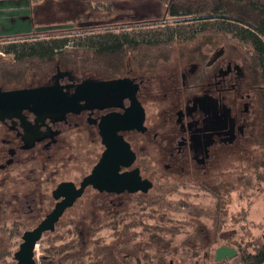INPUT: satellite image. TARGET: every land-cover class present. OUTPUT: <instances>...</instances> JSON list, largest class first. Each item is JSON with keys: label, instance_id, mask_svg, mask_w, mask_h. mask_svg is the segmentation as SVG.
Here are the masks:
<instances>
[{"label": "rangeland", "instance_id": "374dc122", "mask_svg": "<svg viewBox=\"0 0 264 264\" xmlns=\"http://www.w3.org/2000/svg\"><path fill=\"white\" fill-rule=\"evenodd\" d=\"M31 1L33 6L46 2L38 8L33 25L10 38L0 37V86L22 88L40 83L44 74L54 72L56 62L70 66L75 73L91 76L89 78L123 77L128 71L136 72L141 56H146L147 52H173L174 57L191 47L197 51L195 47L202 44L200 40L192 44L174 42L163 46V50L127 49L120 54L99 57L91 50L70 47L85 41L91 34L85 33L88 31L127 34L146 40L164 38L168 28L189 29L191 25L184 22L170 23L169 27L160 24L163 7L153 9L152 0H146L149 10L132 9L131 12L123 1L114 8L107 3L85 0ZM68 4L71 9L66 7ZM16 28L11 27L10 33ZM51 36H66L70 40L68 50L54 62H15L12 55L3 51L12 39L45 40ZM223 37V40L213 38L217 43L209 45L223 47L225 56L232 55L243 63L254 78L248 45L237 42L231 35ZM145 50L153 51L142 52ZM262 112L252 138L247 137L243 145L236 143L223 148L217 160L215 156L212 168L182 176L158 169V174L149 178L153 185L146 194H122L116 198L87 189L63 214L54 231L44 234L37 243L36 264H244L239 252L250 250L249 244L264 237V110ZM100 150L98 144V156ZM141 157L142 154L139 162ZM66 165L71 170L74 161H67ZM68 175L66 170L65 176ZM53 204L50 197L49 206ZM39 220L23 221L13 213L8 214L7 226L0 229V264H15L13 254L21 243L23 231ZM19 221L22 227L10 233L11 223ZM220 246L233 248L236 255L230 260L213 261L215 250Z\"/></svg>", "mask_w": 264, "mask_h": 264}, {"label": "flooded vegetation", "instance_id": "af4514ba", "mask_svg": "<svg viewBox=\"0 0 264 264\" xmlns=\"http://www.w3.org/2000/svg\"><path fill=\"white\" fill-rule=\"evenodd\" d=\"M195 49L191 47L174 57L173 52H149L141 56L135 73L128 71L118 78H89L56 62L54 72L44 74L40 83L22 88L0 86L2 91L56 86L70 97L85 80H126L123 89H106L101 99H91L85 87L74 111L64 116L38 115L28 110L0 112V229L7 226L9 213L23 221L40 219L23 233L35 229L62 199L53 197L60 184L71 182L79 189L106 150L102 134L112 118L122 119L116 124L121 128L117 136L134 154L128 166L122 165L127 159L121 157L118 175L140 181L151 182L162 168L173 176L212 168L223 148L243 145L247 137L252 138L264 110V88L254 66H250L256 74L252 78L243 63L232 55L225 56L223 47L202 42ZM70 160L74 161L71 170L66 165ZM87 189L116 198L150 190L99 192L88 185L77 200ZM50 197L54 202L51 207ZM22 225L21 221L11 223L10 233ZM53 231L43 232L41 238Z\"/></svg>", "mask_w": 264, "mask_h": 264}, {"label": "trees", "instance_id": "16d2710c", "mask_svg": "<svg viewBox=\"0 0 264 264\" xmlns=\"http://www.w3.org/2000/svg\"><path fill=\"white\" fill-rule=\"evenodd\" d=\"M158 1L163 6L161 19L163 22L160 24H166L169 27L171 24L178 25L184 22L191 25L189 29L182 28L179 30L180 28H175L173 30L168 28L169 31L166 36L163 35L164 38L146 40H137L127 34H114L112 32L93 34L92 31H88L85 33L91 34L85 37L86 42L82 40V42L73 45L74 47L71 46L70 49L91 50L99 57H108L120 54L127 49L138 51L150 47L163 50V46H171L174 42L189 43L200 40L209 45L210 42L211 44L217 43L213 38L223 40V36L231 35L237 42L248 45V55L249 57H251L250 54L252 55V65L264 88V0ZM40 6H42L40 3H34V16L37 15ZM194 26H196L195 29H193ZM74 33L76 32L70 34ZM219 35L223 36L218 37ZM9 42L3 47L4 53L12 55L15 62L25 63L32 60L52 61L68 50L70 40L66 36L62 38L51 36L45 40L24 38L21 40L12 39ZM249 245L250 250L238 251L241 262L244 264H264V237L259 242H252Z\"/></svg>", "mask_w": 264, "mask_h": 264}, {"label": "water", "instance_id": "95a60500", "mask_svg": "<svg viewBox=\"0 0 264 264\" xmlns=\"http://www.w3.org/2000/svg\"><path fill=\"white\" fill-rule=\"evenodd\" d=\"M124 82H126L125 79L99 82L85 80L76 87L74 93L71 94L70 97L61 92L60 88L56 86L24 88L10 91L0 90V112L10 110L20 113L24 110H28L38 115H45L48 113L64 116L74 111L75 104L79 101V94L85 87L88 86L91 99L99 96L98 99H101V96L107 94L106 89L118 92L123 89ZM121 121L122 119L119 117L110 119L106 132L103 134L101 133L106 150L92 175L86 177L84 181L80 183V188L76 189L71 182H64L54 190V199H62L55 204L52 211L35 229L23 233L21 237L22 242L17 251L13 254L15 264H36L34 248L40 240L42 233L54 230V224L59 220L66 209L73 206L74 202L82 195L86 186L91 185L99 192L107 191L114 193H119L125 189L128 190V192H147L151 188L152 184L147 180L140 181L138 178L134 180L132 178L129 179L127 176L118 175L120 164L122 163L121 157L127 159V161L122 164L123 166L130 165L134 160V154L129 149V145L125 143L120 136H117L116 132L121 128L117 127L116 124ZM106 135L107 137H105ZM136 173L135 171L133 175L135 176ZM235 255L236 251L233 248L220 246L215 250L214 261L221 262L225 259L230 260Z\"/></svg>", "mask_w": 264, "mask_h": 264}, {"label": "crops", "instance_id": "0c3cea01", "mask_svg": "<svg viewBox=\"0 0 264 264\" xmlns=\"http://www.w3.org/2000/svg\"><path fill=\"white\" fill-rule=\"evenodd\" d=\"M85 1L91 3H96V2L107 3L111 7L113 6V8L115 4H119L120 2L123 1L126 4V7H128V12H131L132 9L134 10L150 9V6L148 4L149 2L147 3L146 0H85ZM67 2L69 1L67 0ZM41 3H42L41 5L43 6L46 2L44 3L41 2ZM151 3L152 6H154L153 9H155V7L160 8L161 4L158 0H152ZM66 7L70 9L71 5L68 4ZM151 14L155 15L153 12ZM34 19L36 20L37 18L33 14V4L31 0H0V37L4 36L10 38L12 34L21 32L23 28L32 26L34 23ZM11 27H17L16 28L17 30L16 31L12 30V33H10Z\"/></svg>", "mask_w": 264, "mask_h": 264}]
</instances>
